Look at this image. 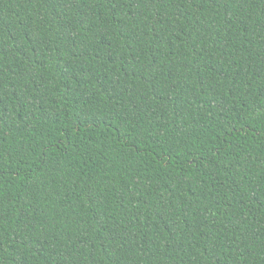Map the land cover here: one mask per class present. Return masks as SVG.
I'll return each instance as SVG.
<instances>
[{
  "label": "trees",
  "instance_id": "trees-1",
  "mask_svg": "<svg viewBox=\"0 0 264 264\" xmlns=\"http://www.w3.org/2000/svg\"><path fill=\"white\" fill-rule=\"evenodd\" d=\"M0 264H264V0H0Z\"/></svg>",
  "mask_w": 264,
  "mask_h": 264
}]
</instances>
